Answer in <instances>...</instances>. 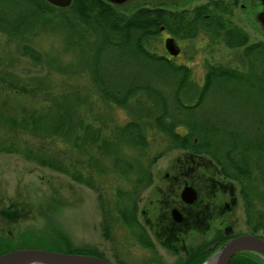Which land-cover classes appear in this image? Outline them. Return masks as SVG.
<instances>
[{"label":"trees","instance_id":"obj_1","mask_svg":"<svg viewBox=\"0 0 264 264\" xmlns=\"http://www.w3.org/2000/svg\"><path fill=\"white\" fill-rule=\"evenodd\" d=\"M224 12L215 2L192 11L145 7L126 14L104 0H73L65 9L45 0H0V136L6 141L0 152L24 144L26 157L93 189L105 171L102 161L109 162L130 188L114 190L115 207L107 214L117 227L133 230L138 195L152 183L154 166L183 150L181 179L209 173V186L241 198L251 234L264 238V42L248 44ZM163 32L180 40L224 33L228 48H243L244 64L207 65L203 85L195 86L189 67L148 48ZM41 34L60 37L75 62L42 50ZM84 75L93 95L71 83ZM12 95L37 107L11 111ZM97 103L125 111L128 119L108 128L109 114H97ZM219 235L223 246L227 238L222 230ZM230 264L264 260L243 253Z\"/></svg>","mask_w":264,"mask_h":264},{"label":"rangeland","instance_id":"obj_2","mask_svg":"<svg viewBox=\"0 0 264 264\" xmlns=\"http://www.w3.org/2000/svg\"><path fill=\"white\" fill-rule=\"evenodd\" d=\"M213 2L225 8L222 15L230 25L240 28L248 35V44L264 42V29L254 14L253 0H237L236 3L233 0H131L117 9L126 14H132L145 7L192 11ZM224 35L223 33V36L214 39L206 34L205 37L199 36L192 40L177 39L176 44L182 50L181 56L177 58H170L165 48L167 32L150 39L148 48L156 54L167 56L176 65L189 67L191 83L202 86L207 65L240 68L244 64L243 48H228L224 44ZM37 42L42 50L59 56L64 61L76 60L74 54L63 53V42L60 37L41 34ZM1 65L4 66L5 63ZM89 82L87 75L71 80L73 85L84 87L90 95H93L89 90ZM23 107L31 109L37 107V104L23 96L12 95L9 98L7 109L20 112ZM104 108L97 103V114H109L111 123H108V128L115 122L120 123L128 119L126 112L121 109ZM3 142L6 141L0 136V146ZM17 145H21L19 151L0 152V251L37 248L68 253L72 249L82 250L87 255L106 258L112 264L175 263L174 256L163 249H158L155 255L138 256L132 238L135 229L127 231L121 225L117 227L116 221L110 219L107 211L115 207L114 190L117 187L130 188V181L113 173L109 162L102 161L105 171L102 178L97 177V189H93L26 157L25 145ZM33 149L35 150L34 147ZM187 154L188 152L183 150H174L158 160L153 168L152 183L138 195V207L149 210L150 203L158 202L160 198L164 211L168 202L172 204L178 202L186 184H196L203 187L201 191L199 188L201 193L199 192L198 208H204L203 211L207 213L204 215V223L201 222L205 228L204 236L207 238L215 236L218 228L224 231L225 227H219L222 226L221 224L232 228L234 236L251 234L252 230L246 224L241 198H234L228 192L222 194L217 188L210 187L213 178L209 173L200 171L198 173H201L202 177L198 176L196 179L194 178L196 173L191 172L190 177L181 179L182 174L179 171L181 160L185 159ZM167 175L170 178H167ZM159 188L164 189L160 191ZM227 205L231 206L230 210H227L230 211L229 214L225 213ZM208 213L215 218L219 217V220L216 218L212 221ZM139 217L141 218V215L137 214V218ZM199 218H202L201 214ZM208 226L213 229L207 231ZM105 227L109 230V237L106 236ZM260 235L264 236V233L261 232ZM61 236L65 240H62ZM200 240L196 238L194 242L199 243ZM211 258L209 257L207 261L212 260Z\"/></svg>","mask_w":264,"mask_h":264},{"label":"flooded vegetation","instance_id":"obj_3","mask_svg":"<svg viewBox=\"0 0 264 264\" xmlns=\"http://www.w3.org/2000/svg\"><path fill=\"white\" fill-rule=\"evenodd\" d=\"M233 1L235 3L237 2V0H233ZM253 2L255 4V8L253 10L254 14L257 20L259 21V23L261 24L262 28L264 29V26L262 22L259 20L256 12L258 9L257 0H253ZM243 8H245V6H243ZM170 11L177 12L174 10H170ZM167 34L168 36L166 39L174 40L175 48L179 52L177 56H172L169 54L170 58L180 57L181 56L180 52L182 50L176 44L177 38L171 33L167 32ZM199 36L205 37L204 33H200ZM167 178H170L169 175H167ZM185 186H187V184ZM189 186H193V185H189ZM159 189H161L160 191H162L164 188H159ZM195 190L198 193V199H199V192L197 188H195ZM231 196L235 198L233 194H231ZM158 200H159L158 202L150 203L151 209L149 210L140 209V207H138L137 204V208H138L137 214L138 216L140 214L141 218L139 217L135 221L139 229L138 227L137 229L135 228L134 230L135 234H133L132 238H134L133 246L138 256L142 254L151 256L154 253L156 254L158 249H163L165 250V252L174 256V258L176 259L174 264H195V262L206 253L209 255L210 258L215 257L217 255L218 251L222 247L221 239L219 235V231H221L222 229L218 228L215 231V236H212L211 238L210 237L207 238L206 236H204L203 232L205 228L203 227L202 223H204L203 222L205 221L204 215H207V213L205 214V212L203 211L204 208H198L199 207V205L197 204L198 200L194 204L188 205L182 201L181 193H180V199L178 200V202H174V204L168 202L166 206V210L164 211H162V206H161L162 202L160 198ZM230 207L231 206L227 205L225 209L226 214H229L230 211L227 212V210H230L229 209ZM174 209H178L182 213L183 221L181 223H178L174 220L172 216V211ZM200 214L202 218H199ZM208 217L212 221H214V219L217 218V217L215 218L213 215H210L209 213H208ZM218 218L217 220H219ZM221 225L222 226L219 227H225L223 234H224V238H227V241L232 237H234L232 228H230L229 226H225L224 224ZM125 229L127 231L131 230L129 228H125ZM212 229L210 228V226H208L206 230L211 231ZM196 238L201 239L199 243L194 242Z\"/></svg>","mask_w":264,"mask_h":264},{"label":"water","instance_id":"obj_4","mask_svg":"<svg viewBox=\"0 0 264 264\" xmlns=\"http://www.w3.org/2000/svg\"><path fill=\"white\" fill-rule=\"evenodd\" d=\"M58 8H69L73 0H45ZM114 6H123L131 0H104ZM257 15L264 26V0H257ZM174 40L165 42L167 52L177 56L179 52L175 48ZM181 199L188 205L198 200V193L193 186H185L181 192ZM174 220L178 223L183 221L182 213L178 209L172 211ZM252 253L264 260V238L254 234H242L229 239L217 255L212 259L215 264H230L238 254ZM207 261V263L211 262ZM0 264H112L108 260L87 254H68L48 251L37 248L17 249L0 255Z\"/></svg>","mask_w":264,"mask_h":264},{"label":"bare ground","instance_id":"obj_5","mask_svg":"<svg viewBox=\"0 0 264 264\" xmlns=\"http://www.w3.org/2000/svg\"><path fill=\"white\" fill-rule=\"evenodd\" d=\"M207 264H215V261L212 260L211 262L207 263Z\"/></svg>","mask_w":264,"mask_h":264}]
</instances>
